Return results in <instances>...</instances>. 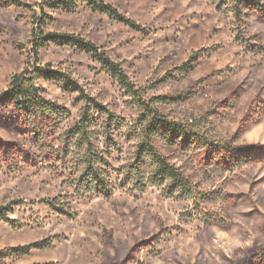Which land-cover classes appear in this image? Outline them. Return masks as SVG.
<instances>
[{
  "label": "clouds",
  "instance_id": "obj_1",
  "mask_svg": "<svg viewBox=\"0 0 264 264\" xmlns=\"http://www.w3.org/2000/svg\"><path fill=\"white\" fill-rule=\"evenodd\" d=\"M0 264H264V0H0Z\"/></svg>",
  "mask_w": 264,
  "mask_h": 264
}]
</instances>
